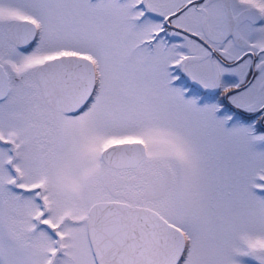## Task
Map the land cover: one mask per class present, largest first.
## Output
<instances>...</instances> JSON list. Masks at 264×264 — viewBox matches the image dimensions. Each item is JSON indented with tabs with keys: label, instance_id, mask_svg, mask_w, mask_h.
<instances>
[{
	"label": "snow or ice",
	"instance_id": "6c2138e0",
	"mask_svg": "<svg viewBox=\"0 0 264 264\" xmlns=\"http://www.w3.org/2000/svg\"><path fill=\"white\" fill-rule=\"evenodd\" d=\"M0 264H264V0H0Z\"/></svg>",
	"mask_w": 264,
	"mask_h": 264
}]
</instances>
